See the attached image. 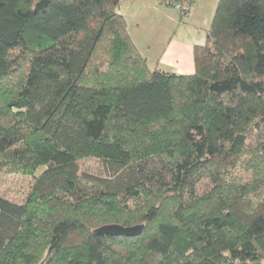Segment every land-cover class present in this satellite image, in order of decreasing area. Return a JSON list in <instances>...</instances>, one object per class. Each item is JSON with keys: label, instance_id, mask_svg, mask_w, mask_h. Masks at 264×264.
Returning <instances> with one entry per match:
<instances>
[{"label": "trees", "instance_id": "1", "mask_svg": "<svg viewBox=\"0 0 264 264\" xmlns=\"http://www.w3.org/2000/svg\"><path fill=\"white\" fill-rule=\"evenodd\" d=\"M120 1L0 0V169L33 179L0 195V264H264V0H218L189 74L148 67Z\"/></svg>", "mask_w": 264, "mask_h": 264}, {"label": "crops", "instance_id": "2", "mask_svg": "<svg viewBox=\"0 0 264 264\" xmlns=\"http://www.w3.org/2000/svg\"><path fill=\"white\" fill-rule=\"evenodd\" d=\"M181 14L162 0H121L118 8L127 30L150 69L176 74L193 72V47L205 43V29L218 0H189Z\"/></svg>", "mask_w": 264, "mask_h": 264}, {"label": "rangeland", "instance_id": "3", "mask_svg": "<svg viewBox=\"0 0 264 264\" xmlns=\"http://www.w3.org/2000/svg\"><path fill=\"white\" fill-rule=\"evenodd\" d=\"M39 0H36L38 2ZM167 4L165 0H162ZM170 5V4H168ZM174 6V5H172ZM119 11V8L116 9ZM80 172H87L94 175H105L106 171L97 159L82 160L78 163ZM33 179L31 176L14 174L0 169V195L12 201H20L29 190Z\"/></svg>", "mask_w": 264, "mask_h": 264}, {"label": "water", "instance_id": "4", "mask_svg": "<svg viewBox=\"0 0 264 264\" xmlns=\"http://www.w3.org/2000/svg\"><path fill=\"white\" fill-rule=\"evenodd\" d=\"M48 0H39L35 3L34 11H43L47 5ZM99 232L107 233L109 235H132L140 231V226L123 227L117 224L105 225L99 228Z\"/></svg>", "mask_w": 264, "mask_h": 264}, {"label": "built area", "instance_id": "5", "mask_svg": "<svg viewBox=\"0 0 264 264\" xmlns=\"http://www.w3.org/2000/svg\"><path fill=\"white\" fill-rule=\"evenodd\" d=\"M165 2L170 5H176L182 14H186L190 8L189 0H165Z\"/></svg>", "mask_w": 264, "mask_h": 264}]
</instances>
